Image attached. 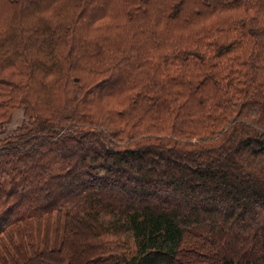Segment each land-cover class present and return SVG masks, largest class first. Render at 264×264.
<instances>
[{
	"label": "trees",
	"instance_id": "1",
	"mask_svg": "<svg viewBox=\"0 0 264 264\" xmlns=\"http://www.w3.org/2000/svg\"><path fill=\"white\" fill-rule=\"evenodd\" d=\"M19 108L0 264H264V0H0Z\"/></svg>",
	"mask_w": 264,
	"mask_h": 264
},
{
	"label": "rangeland",
	"instance_id": "2",
	"mask_svg": "<svg viewBox=\"0 0 264 264\" xmlns=\"http://www.w3.org/2000/svg\"><path fill=\"white\" fill-rule=\"evenodd\" d=\"M29 124L28 118L25 114V111L23 108H19L17 110H15V112L13 113V116L11 118V120L9 122H7L6 124L0 125V137H5L7 135L13 134L15 132L18 131V128L22 127L23 125H27ZM27 233L29 234V239L33 242V247L35 250H41L44 245L46 244V239L48 237H50V239L52 240L50 245L54 246L56 245V243H54L55 239L59 238L62 240L64 235L63 232H61L55 222H53L51 224L50 221H47V219L45 218V220L43 221V223L41 224V226H38L37 221L35 220H30L29 224L27 225ZM16 238V237H14ZM37 239H39L41 241V243L38 244ZM6 245L8 246V249L10 251V257H12L16 263H21L18 254L15 252L13 246L11 245L10 242H8L6 239ZM25 244L27 245L28 239L25 240ZM16 243H17V239H16ZM31 244V242H30ZM2 248H0L1 250ZM29 253H31L30 251V247L28 248ZM4 256L7 258V254L4 252ZM9 262V264H13L11 259L8 258L7 260ZM204 262V259H203Z\"/></svg>",
	"mask_w": 264,
	"mask_h": 264
}]
</instances>
